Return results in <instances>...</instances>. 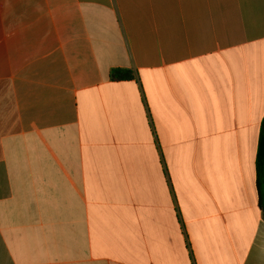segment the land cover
<instances>
[{
  "label": "crops",
  "instance_id": "0c3cea01",
  "mask_svg": "<svg viewBox=\"0 0 264 264\" xmlns=\"http://www.w3.org/2000/svg\"><path fill=\"white\" fill-rule=\"evenodd\" d=\"M262 118L264 0H0V264H264Z\"/></svg>",
  "mask_w": 264,
  "mask_h": 264
},
{
  "label": "trees",
  "instance_id": "16d2710c",
  "mask_svg": "<svg viewBox=\"0 0 264 264\" xmlns=\"http://www.w3.org/2000/svg\"><path fill=\"white\" fill-rule=\"evenodd\" d=\"M111 81H129L134 78L133 73L127 69H114L110 72ZM255 187L257 192V206L264 217V118L259 127L255 156Z\"/></svg>",
  "mask_w": 264,
  "mask_h": 264
}]
</instances>
